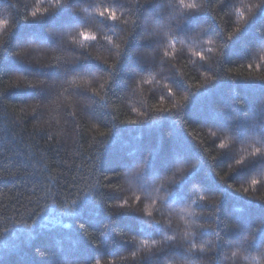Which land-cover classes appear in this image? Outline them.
Returning <instances> with one entry per match:
<instances>
[{
    "label": "trees",
    "instance_id": "1",
    "mask_svg": "<svg viewBox=\"0 0 264 264\" xmlns=\"http://www.w3.org/2000/svg\"><path fill=\"white\" fill-rule=\"evenodd\" d=\"M185 2L206 9L194 18L196 25L181 23L183 10L176 0H160L161 6L147 13L137 7L145 0H80L75 19L82 23L75 24V31L65 29L60 41L70 47H63L53 36L58 29L31 16L37 8H49V0H0V20L15 25L10 52L20 53L5 52L9 36L0 30V264H264V246L258 244L231 256L237 233L229 226L247 217L253 232L264 208V162L229 169L235 167L234 158L248 157L264 145V81L259 79L264 74V12L247 19L245 6L254 0ZM104 8L115 11L120 21L102 20L97 13ZM84 29L97 37L83 42L86 49L71 43ZM105 35L112 36V45ZM116 43L128 49L127 56L115 54ZM81 52L99 57L85 61L89 84L78 82L99 90L94 103L63 92L68 84L55 69L48 70L51 88L44 97L26 87L37 83L24 75L29 64L63 66ZM113 64L112 75L101 71ZM106 83L110 86L100 87ZM153 105L169 111H154ZM222 141L228 144L225 150L217 147ZM173 173L183 177L179 184ZM252 179L258 183L252 185ZM235 188H248L249 194ZM210 192L219 210L201 218V210L213 206L200 196L207 199ZM109 204L125 209L109 217ZM145 210L171 225L166 234L174 241L151 252L141 245L149 236L160 239L142 222ZM202 219L223 239L217 240L211 229L190 235L192 223ZM81 223L90 235L81 231ZM254 235L259 239V232ZM188 241L204 244L206 251L187 256Z\"/></svg>",
    "mask_w": 264,
    "mask_h": 264
},
{
    "label": "snow or ice",
    "instance_id": "2",
    "mask_svg": "<svg viewBox=\"0 0 264 264\" xmlns=\"http://www.w3.org/2000/svg\"><path fill=\"white\" fill-rule=\"evenodd\" d=\"M80 3V0H49V4L50 7L49 8H44V9H40L37 8L35 11H33L31 13V16L33 18H43L44 22L47 21V24L52 28V29H58L59 31H54L53 32V36L60 41V38L63 37L64 35H66L65 29L67 28H72L73 31H75V24L77 23H82V21L75 19L77 17H79V13H80V8L78 7ZM176 3L179 5V7L183 10V12L181 13L182 16V20L181 23H189L192 25H196L197 22L194 21L195 17H198L199 15H202L203 12L206 9H203L201 7V5L194 3V2H188L186 3L185 0H176ZM116 7H124V5L117 3L115 5ZM158 6H161L160 4V0H145V4L141 5V4H137V7L139 9H142L145 13H147L149 11L150 8H156ZM245 7H247L249 16H248V20H253L256 18L257 14L264 12V0H254V2L249 3L248 5H246ZM237 13H239L241 15V19H245L243 14L241 13L240 8L236 9ZM67 13L68 15L65 16L64 14ZM97 15L102 18V20L104 21H112L114 22H118L120 21V17L117 16L115 11H111L109 10V8H104L103 11H99L97 13ZM141 20V17H138V22H137V27H139V22ZM15 27V25H10L8 20H0V30H3L5 32V34H7L9 36V40L5 43V52L6 53H10L11 55L14 56H20V53L17 52H10V44H11V35H12V30ZM110 31L112 30L111 28L109 29ZM237 32L241 31L240 28L236 29ZM80 39L77 40L75 38L72 39L71 43L72 44H79L82 48H87L88 45L83 43L84 41H95L97 39L96 35L92 34L90 31H88L87 29L81 30L78 33ZM113 35H115V33L113 32ZM229 39H231L233 37V33H229L228 34ZM104 40L107 41V43L109 45L113 44V38L112 36H107L105 35ZM134 38V32L130 33L129 35V39L125 41V44H129L131 42V40ZM158 43L163 44L164 41L161 40ZM61 46L63 47H70V45L67 42H63L60 41ZM116 51V55L117 56H127L128 55V49L125 47H121V45L119 43H116L114 45ZM111 51V50H110ZM209 52L212 51V49H208ZM192 55L196 56L199 58V60L201 61H205L206 57L204 54H202L201 52H193ZM163 56L164 57H168L169 56V52L167 50H165L163 52ZM89 59H99V57H91L90 53H85V52H81L77 55L76 59L71 62V63H67L64 64L63 66L60 63H48V64H40L37 63L35 65L29 64L27 66V68L24 71V75H31L33 78H35L37 80V83H28L26 85L27 88L30 89H35L36 93L35 95L37 97H44L46 95V93L50 90L51 85L47 84V79H48V70L49 69H55L57 70L58 74H59V79H61L65 84H68L67 88H63V92L68 93L72 96H76V97H81L84 99H87L89 101H92L94 103V97L100 96V92L99 90L95 89V88H88L85 87L86 85L89 84V81L87 79H85V77L91 75V73L89 72V66L87 65V63H85V61L89 60ZM262 61H264V56H261L260 58ZM106 63V61H105ZM249 67H251V65H249ZM4 68V64L0 63V70H3ZM116 70V65L113 64L110 66L109 68H105V69H101V71H108L109 75H112ZM230 71H235L230 70ZM249 75H252L251 73H249ZM41 76H44L45 79H40ZM71 78V79H69ZM209 79H214V78H209ZM259 79L261 81H264V74H262ZM82 81L83 85L85 86H81L78 82ZM148 81H144V83H147ZM53 84H55V80H53ZM106 86H110L106 84H102L100 87L104 88ZM12 87H20L18 84L17 85H13ZM165 87L167 88L168 91V95L171 96L173 95V90L171 87H168L167 85H165ZM2 98V97H0ZM101 99H103V97H101ZM180 99V98H178ZM183 101H187L188 97L184 96L182 97ZM183 105L181 104V107ZM173 108H176L177 105L173 104L172 105ZM153 110L154 111H164L167 112L169 111V109L167 108H158L157 106L153 105ZM141 115H143V113H141ZM261 121L264 122V107L261 108ZM127 123L129 124H134L137 123V121L134 120H129L127 121ZM101 136L105 135V133L101 132L100 133ZM213 136L216 135L215 132L212 133ZM217 147L221 150H225L228 148V144L225 142H220ZM215 159V158H214ZM256 161H261L264 162V145H261L260 147H255L253 148L249 154L248 157H241V158H234V165L235 167L230 164L229 165V169L230 171H234L237 168H241V167H247L249 164L254 163ZM143 163H141L140 165H138L137 170L139 171L140 169L143 168ZM181 169L177 168L176 172H180ZM229 175V173H225L224 176L220 177V184L224 185L226 183L225 177H227ZM183 179V177L176 179V173H173V180L176 184H179L181 182V180ZM258 183V181L256 179H252L251 180V184L252 185H256ZM228 188H231L232 185L231 184H227ZM235 192L237 193H243L244 195H248L249 194V190L248 188H235ZM215 193L210 192V196L209 198L206 199L205 196H200V200L204 201L207 205H212V208H204L201 210V212L199 213V216L201 218L207 217L208 215H212L214 214L215 211L219 210V206H218V201H214L213 199H211V195H214ZM223 195V194H222ZM140 198L137 197V200H139ZM261 200V204L262 206H264V196H262L260 198ZM125 209V205L124 204H117L115 206L109 204L107 205V215L109 217H115L117 215H119L121 213L122 210ZM71 211V210H70ZM146 217V219H145ZM142 222L145 224L146 228L152 232V233H157L160 236V239H156L155 235L153 236H149L146 238H143L140 240L141 245L148 250L149 252H151V250L153 248H156L157 245H161V244H167L169 242L174 241V237L171 235H167L166 233L171 229V225L170 224H163L161 220L158 219H154L153 218V213L151 211H147L145 210L144 214L142 217H140ZM115 221L113 220L112 223H114ZM153 225H155L156 227L154 228ZM230 227H232L234 229V231L237 233V238L232 242L233 246L236 248L235 251H232L231 256L232 257H236L240 254V249L244 248V247H252L253 245H260V246H264V208H262L261 211V219L259 221V224L257 225V227L253 230V232H249L248 229L251 227V224L248 221L247 217H238L236 218V220L229 225ZM28 227H31L30 225ZM81 231L85 234V235H90L85 227V225L83 223H81L79 225ZM105 228H108V225H104ZM192 228L193 231L190 233V235H192L194 238L197 236L202 235L203 233H205L208 229H211L217 240H222V236L221 233L219 231H216L214 228L213 224H207L206 221H204L203 219L201 220V222L197 223V222H193L192 223ZM113 234L115 235V230L113 229ZM254 232H259L260 236L259 239H257V237L254 235ZM101 235H104V233H101ZM136 239V237H133V241ZM151 240V244L149 245L147 243V240ZM185 240H187V235L185 236ZM128 242V241H125ZM113 243H115V241H113ZM158 251L163 252L164 249L160 248ZM206 248L204 244H197L195 242L192 241H188V247H187V256L192 257L194 256V254L196 252H205ZM44 255V254H42ZM137 257V252L133 251L131 254V258L132 259H136ZM255 259V257H253ZM96 264H100V261L97 260ZM165 264H170V261H165Z\"/></svg>",
    "mask_w": 264,
    "mask_h": 264
}]
</instances>
